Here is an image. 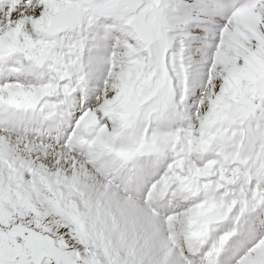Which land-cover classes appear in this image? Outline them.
Returning a JSON list of instances; mask_svg holds the SVG:
<instances>
[{
	"label": "snow or ice",
	"instance_id": "snow-or-ice-1",
	"mask_svg": "<svg viewBox=\"0 0 264 264\" xmlns=\"http://www.w3.org/2000/svg\"><path fill=\"white\" fill-rule=\"evenodd\" d=\"M0 264H264V0H0Z\"/></svg>",
	"mask_w": 264,
	"mask_h": 264
}]
</instances>
